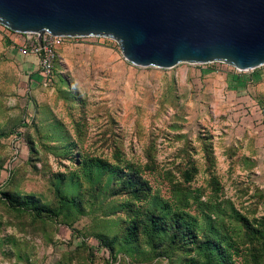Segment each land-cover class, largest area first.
Masks as SVG:
<instances>
[{
	"label": "rangeland",
	"instance_id": "1",
	"mask_svg": "<svg viewBox=\"0 0 264 264\" xmlns=\"http://www.w3.org/2000/svg\"><path fill=\"white\" fill-rule=\"evenodd\" d=\"M2 34L0 264H264V65L65 37L46 86Z\"/></svg>",
	"mask_w": 264,
	"mask_h": 264
},
{
	"label": "water",
	"instance_id": "2",
	"mask_svg": "<svg viewBox=\"0 0 264 264\" xmlns=\"http://www.w3.org/2000/svg\"><path fill=\"white\" fill-rule=\"evenodd\" d=\"M0 24L112 38L137 66L264 65V0H0Z\"/></svg>",
	"mask_w": 264,
	"mask_h": 264
},
{
	"label": "built area",
	"instance_id": "3",
	"mask_svg": "<svg viewBox=\"0 0 264 264\" xmlns=\"http://www.w3.org/2000/svg\"><path fill=\"white\" fill-rule=\"evenodd\" d=\"M0 31L7 33L10 38L16 39L15 41L11 39V41L14 42L18 55L38 58V81L46 86L52 84L58 50L63 45L65 37L56 36L48 32L43 34L36 32L19 33L10 30L2 24H0ZM231 68L237 72H242L236 67L231 66Z\"/></svg>",
	"mask_w": 264,
	"mask_h": 264
},
{
	"label": "crops",
	"instance_id": "4",
	"mask_svg": "<svg viewBox=\"0 0 264 264\" xmlns=\"http://www.w3.org/2000/svg\"><path fill=\"white\" fill-rule=\"evenodd\" d=\"M3 32H0V50L2 49V47L4 48V42H3ZM20 57V64H21V69H23L24 71H26V73L28 75H31L33 72H35V74L31 77L32 80H36L37 82H39L38 80V75L37 72L39 70V60L37 57H24L19 55ZM217 73H221L220 77L222 78V80H224L225 82H228L227 84H229L228 87L230 86L229 82H232L234 84V88L235 90L232 93V95H234L236 92H245L246 90L250 89L252 81L249 78H245V81H240L238 77H240V75L242 74L241 72H237L236 70H232V68L226 67V70H215L211 71V72H207L204 70V75L205 76H211L212 74L215 75ZM218 75V74H217ZM216 77V75H215ZM251 81V82H250ZM232 84V85H233ZM229 97H231V95H229Z\"/></svg>",
	"mask_w": 264,
	"mask_h": 264
},
{
	"label": "trees",
	"instance_id": "5",
	"mask_svg": "<svg viewBox=\"0 0 264 264\" xmlns=\"http://www.w3.org/2000/svg\"><path fill=\"white\" fill-rule=\"evenodd\" d=\"M56 62V61H55ZM54 68H55V65H54Z\"/></svg>",
	"mask_w": 264,
	"mask_h": 264
}]
</instances>
